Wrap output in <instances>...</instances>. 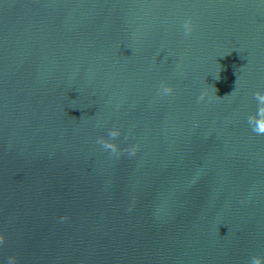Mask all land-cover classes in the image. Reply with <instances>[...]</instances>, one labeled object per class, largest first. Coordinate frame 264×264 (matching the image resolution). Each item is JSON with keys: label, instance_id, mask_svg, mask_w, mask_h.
<instances>
[{"label": "water", "instance_id": "1", "mask_svg": "<svg viewBox=\"0 0 264 264\" xmlns=\"http://www.w3.org/2000/svg\"><path fill=\"white\" fill-rule=\"evenodd\" d=\"M256 90L262 0H0V262L264 256Z\"/></svg>", "mask_w": 264, "mask_h": 264}, {"label": "clouds", "instance_id": "2", "mask_svg": "<svg viewBox=\"0 0 264 264\" xmlns=\"http://www.w3.org/2000/svg\"><path fill=\"white\" fill-rule=\"evenodd\" d=\"M262 2H264V0H262ZM182 27L184 34L190 35L193 31L192 19H186L183 22ZM217 79H219V77H217ZM173 92L174 88L170 84L163 81L160 83L157 89V94L159 96H170L173 94ZM207 94V91L201 93L199 99L203 100ZM252 99L256 103V110L247 116V124L252 133L258 136L264 135V90H256L252 94ZM122 135H124V133L120 127L113 125L108 129L106 137H98L97 143L100 144L106 151H108L110 155L120 157L127 153L129 156H134L136 154V147H138V145H128L122 147L121 143L119 142V138ZM130 148L131 151H129ZM66 219L67 218L65 216L59 217L60 221H66ZM6 239L7 238L5 234L0 231V248L3 247ZM0 264H2V262H0ZM7 264H19V262L15 255H11L8 257ZM250 264H264V256H252L250 259Z\"/></svg>", "mask_w": 264, "mask_h": 264}]
</instances>
